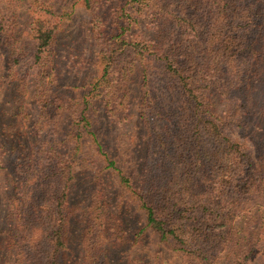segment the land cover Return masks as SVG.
<instances>
[{
	"label": "trees",
	"instance_id": "16d2710c",
	"mask_svg": "<svg viewBox=\"0 0 264 264\" xmlns=\"http://www.w3.org/2000/svg\"><path fill=\"white\" fill-rule=\"evenodd\" d=\"M82 3L97 45L94 87L110 117L127 113L140 74L147 163L128 176L107 162L146 227L186 264H249L258 253L264 264V140L254 152L233 133L249 127L258 103L264 0ZM30 9L28 47L21 45L16 17L0 13V45L12 77L23 86L33 81L40 105L35 125L44 133L37 150L17 158L5 220L14 229L15 264H69V195L90 121L75 114L63 125L69 107L57 94V35L70 12H58L48 0H35ZM107 208L99 190L85 234L89 264H105Z\"/></svg>",
	"mask_w": 264,
	"mask_h": 264
},
{
	"label": "rangeland",
	"instance_id": "374dc122",
	"mask_svg": "<svg viewBox=\"0 0 264 264\" xmlns=\"http://www.w3.org/2000/svg\"><path fill=\"white\" fill-rule=\"evenodd\" d=\"M34 1L0 0V13L16 17L19 22L18 35L22 46L28 47L32 19L30 7ZM48 1L58 12H70L61 23L55 48L59 73L57 94L69 107L64 113L63 125L68 124V116L75 114L84 113L90 121L69 195V264H89L85 234L91 223L90 207L94 194L99 190L105 194L108 203L107 239L103 240L106 246L102 254L105 264H186L183 254L175 251L170 243L162 242L146 227L144 213L120 184L114 170L108 167L107 158H110L126 175L135 176L147 163L149 146L141 119L140 74L137 72L131 83L127 113L121 118L110 117L101 88L94 87L100 76V66L90 13L82 0ZM11 72L9 53L0 45V264H15L14 252L9 245L14 229L5 220L12 195L10 175L17 158L37 150L44 138V133L35 125L40 105L34 98L33 81L29 80L27 86H23ZM21 76L23 73L19 71ZM262 77L257 91L258 103L249 117V127L233 131L254 152L258 143L264 140V74ZM261 258L262 254L258 253L249 264H262Z\"/></svg>",
	"mask_w": 264,
	"mask_h": 264
}]
</instances>
